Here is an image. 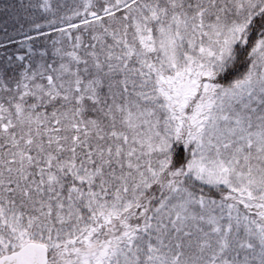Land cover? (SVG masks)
<instances>
[{
    "label": "snow or ice",
    "instance_id": "6c2138e0",
    "mask_svg": "<svg viewBox=\"0 0 264 264\" xmlns=\"http://www.w3.org/2000/svg\"><path fill=\"white\" fill-rule=\"evenodd\" d=\"M0 11V264H264V0Z\"/></svg>",
    "mask_w": 264,
    "mask_h": 264
},
{
    "label": "trees",
    "instance_id": "16d2710c",
    "mask_svg": "<svg viewBox=\"0 0 264 264\" xmlns=\"http://www.w3.org/2000/svg\"><path fill=\"white\" fill-rule=\"evenodd\" d=\"M11 3L17 4V5H26L28 3V0H10ZM3 3V0H0V4ZM23 13H21L22 15ZM7 20V24H5V21ZM5 26L9 27V30L14 26V21L8 19L2 11H0V30H2Z\"/></svg>",
    "mask_w": 264,
    "mask_h": 264
}]
</instances>
